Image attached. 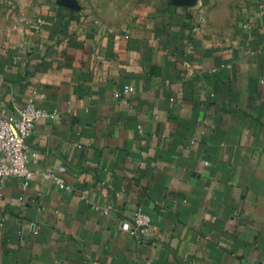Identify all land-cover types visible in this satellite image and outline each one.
I'll return each instance as SVG.
<instances>
[{
    "label": "crops",
    "instance_id": "obj_1",
    "mask_svg": "<svg viewBox=\"0 0 264 264\" xmlns=\"http://www.w3.org/2000/svg\"><path fill=\"white\" fill-rule=\"evenodd\" d=\"M194 1L0 0V115H52L0 182V264H264V0L227 36Z\"/></svg>",
    "mask_w": 264,
    "mask_h": 264
},
{
    "label": "built area",
    "instance_id": "obj_2",
    "mask_svg": "<svg viewBox=\"0 0 264 264\" xmlns=\"http://www.w3.org/2000/svg\"><path fill=\"white\" fill-rule=\"evenodd\" d=\"M131 91L132 85L124 86L123 94H129ZM115 95L118 97L121 93L117 92ZM51 116L49 111L37 106L33 100H29L17 115L6 113L0 115V182L4 178L15 177L24 185H28L36 176V171L29 166L32 153L28 146V138L37 121ZM49 176L60 188H71L57 173L52 171ZM106 211H110V208ZM122 229L142 241L159 239L155 235L150 215L141 209L122 223Z\"/></svg>",
    "mask_w": 264,
    "mask_h": 264
},
{
    "label": "rangeland",
    "instance_id": "obj_3",
    "mask_svg": "<svg viewBox=\"0 0 264 264\" xmlns=\"http://www.w3.org/2000/svg\"><path fill=\"white\" fill-rule=\"evenodd\" d=\"M253 0H195L199 22L209 31L227 36L237 26L239 15Z\"/></svg>",
    "mask_w": 264,
    "mask_h": 264
}]
</instances>
